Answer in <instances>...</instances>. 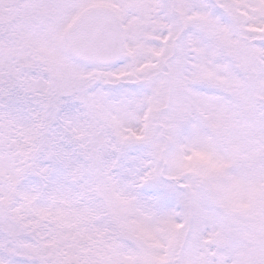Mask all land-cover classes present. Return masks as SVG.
Listing matches in <instances>:
<instances>
[{
  "label": "snow or ice",
  "instance_id": "obj_1",
  "mask_svg": "<svg viewBox=\"0 0 264 264\" xmlns=\"http://www.w3.org/2000/svg\"><path fill=\"white\" fill-rule=\"evenodd\" d=\"M0 264H264V0H0Z\"/></svg>",
  "mask_w": 264,
  "mask_h": 264
}]
</instances>
